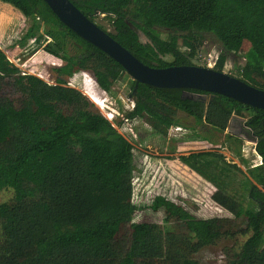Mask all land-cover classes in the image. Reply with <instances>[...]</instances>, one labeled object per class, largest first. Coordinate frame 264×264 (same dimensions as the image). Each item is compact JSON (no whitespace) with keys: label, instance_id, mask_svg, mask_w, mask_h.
Returning <instances> with one entry per match:
<instances>
[{"label":"trees","instance_id":"trees-1","mask_svg":"<svg viewBox=\"0 0 264 264\" xmlns=\"http://www.w3.org/2000/svg\"><path fill=\"white\" fill-rule=\"evenodd\" d=\"M68 1L91 22L101 15L112 33L97 27L152 68L195 66L191 60L209 36L222 52L210 69L222 72L225 56L247 42L236 79L264 90V0ZM0 3L31 21L24 37L32 40L31 52L49 40L47 52L89 72L106 93L124 75L117 63L64 27L42 0ZM174 112L197 127L182 139L225 149L245 168L242 173L210 152L180 158L184 163L203 156L212 160L209 176L201 179L214 189L210 201L228 217L200 218L160 196L148 206L132 203L130 141L78 91L22 75L0 51V191L14 192L12 204H0V264H198L192 254L236 233L249 235L227 264H264V110L212 93L137 84L133 107L124 117L127 122L147 118L149 134L164 138L170 128L186 129ZM244 114L260 159L255 166L242 159L241 140L224 133L231 116ZM224 187L240 192L244 202ZM144 210L159 214L162 227L134 221Z\"/></svg>","mask_w":264,"mask_h":264},{"label":"rangeland","instance_id":"rangeland-1","mask_svg":"<svg viewBox=\"0 0 264 264\" xmlns=\"http://www.w3.org/2000/svg\"><path fill=\"white\" fill-rule=\"evenodd\" d=\"M93 23L105 32L112 33L111 27L101 15L96 16ZM30 26V20L21 17L10 6L0 3V51L22 75H31L47 84L65 86L78 91L90 108L96 110L117 133L130 141L134 152L131 180L132 203L148 206L153 197L160 196L181 205L200 218L228 217L210 201L209 197L214 189L201 179L202 175L209 176L210 168L213 166L212 160L203 156L184 163L180 158L206 152L219 154L224 162L234 164L244 173L245 168L240 165L238 159L225 149L211 146L197 139H182L184 135H189L190 129L196 130L197 127L191 118L180 112H174L173 117L177 118L186 129L170 128L166 131L164 138L149 134L150 122L147 118L133 120L122 127L119 126L118 122L120 119L123 121L124 112L130 111L133 107V98L130 96L132 80L124 74L113 83L109 92L100 91L89 72L77 71L71 64H66L61 55L47 52L44 47L47 43L49 44V40H46V43L38 50L31 52L32 40L24 38ZM159 33L164 39V31L159 30ZM139 38L144 41L143 37L139 36ZM53 49L56 53L55 48ZM247 49L248 43L242 42L235 55H226L222 73L236 78L237 72L243 65L242 56ZM180 50H183L181 46ZM219 54L222 52L216 42L209 36H204L191 62L197 67L206 68V64L212 65ZM164 59L167 62L171 60L169 57ZM3 93L12 101L17 99L16 94L9 90H4ZM184 95L196 97V95ZM200 98L207 100V96ZM245 119L246 114L243 117L231 116L224 133L234 135L241 140L242 159L248 165L255 166L259 164L260 159L253 151L255 140L244 126ZM221 137L222 134H219L216 137L217 141ZM224 190L231 198L244 202L242 194L237 190L228 187ZM13 202L14 192L11 189L0 191V204ZM134 221L155 223L160 228L163 225L159 214H151L148 210L139 211ZM174 232L181 234L183 231L174 228ZM248 235L236 233L231 238H221L211 245L200 248L191 257L198 264H227L238 253Z\"/></svg>","mask_w":264,"mask_h":264},{"label":"water","instance_id":"water-1","mask_svg":"<svg viewBox=\"0 0 264 264\" xmlns=\"http://www.w3.org/2000/svg\"><path fill=\"white\" fill-rule=\"evenodd\" d=\"M55 18L77 37L117 63L137 84L157 89L194 90L229 98L242 105L264 110V90L256 89L225 73L196 66H171L162 69L141 64L112 38L84 17L68 0H42Z\"/></svg>","mask_w":264,"mask_h":264},{"label":"built area","instance_id":"built-area-1","mask_svg":"<svg viewBox=\"0 0 264 264\" xmlns=\"http://www.w3.org/2000/svg\"><path fill=\"white\" fill-rule=\"evenodd\" d=\"M212 65H213V63H212ZM212 65H211V63H207V64H206V68H210ZM124 74H125V73H124ZM125 75H126V74H125ZM126 76H127V75H126ZM107 119H108V118H107ZM120 122H121V123H120ZM120 122H119L120 124H118V125L122 127L123 125H126L127 120H126L125 117H124V118H123V121L120 119Z\"/></svg>","mask_w":264,"mask_h":264},{"label":"crops","instance_id":"crops-1","mask_svg":"<svg viewBox=\"0 0 264 264\" xmlns=\"http://www.w3.org/2000/svg\"><path fill=\"white\" fill-rule=\"evenodd\" d=\"M203 143H206V142H203ZM207 144V143H206Z\"/></svg>","mask_w":264,"mask_h":264}]
</instances>
